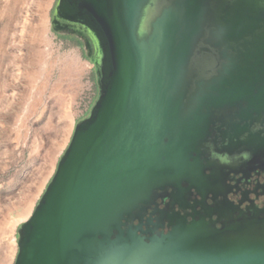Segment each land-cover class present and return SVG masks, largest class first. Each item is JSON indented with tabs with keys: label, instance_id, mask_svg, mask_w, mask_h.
Returning a JSON list of instances; mask_svg holds the SVG:
<instances>
[{
	"label": "water",
	"instance_id": "95a60500",
	"mask_svg": "<svg viewBox=\"0 0 264 264\" xmlns=\"http://www.w3.org/2000/svg\"><path fill=\"white\" fill-rule=\"evenodd\" d=\"M52 24L89 35L99 94L14 264H264L259 212L221 226L178 215L147 238L126 227L157 190L202 187L217 164L197 155L226 117L221 152L264 162V0H57Z\"/></svg>",
	"mask_w": 264,
	"mask_h": 264
},
{
	"label": "rangeland",
	"instance_id": "374dc122",
	"mask_svg": "<svg viewBox=\"0 0 264 264\" xmlns=\"http://www.w3.org/2000/svg\"><path fill=\"white\" fill-rule=\"evenodd\" d=\"M56 3L0 0V264L99 94L89 51L52 24Z\"/></svg>",
	"mask_w": 264,
	"mask_h": 264
},
{
	"label": "flooded vegetation",
	"instance_id": "af4514ba",
	"mask_svg": "<svg viewBox=\"0 0 264 264\" xmlns=\"http://www.w3.org/2000/svg\"><path fill=\"white\" fill-rule=\"evenodd\" d=\"M59 22L60 26L67 24L63 20ZM72 33L79 37L91 55L96 54L92 44L90 48L86 46L90 42L89 35L85 38V33ZM222 122L226 125L217 123L213 126L211 142L206 143L203 151L197 155L204 164L210 161L217 164L215 171H206L210 176L202 187L196 188L189 182H183L180 187L174 185L157 190L142 211L141 219L131 218L127 228L141 225L138 233L147 238L153 234L167 233L178 215L190 221L203 216L214 220L218 226L229 215L235 219L241 215L253 216L257 212L264 215L261 212L264 208V162L252 165L246 163V155L225 156L221 151L228 145L233 131L227 125V117ZM211 183L217 184L215 188L209 187Z\"/></svg>",
	"mask_w": 264,
	"mask_h": 264
}]
</instances>
